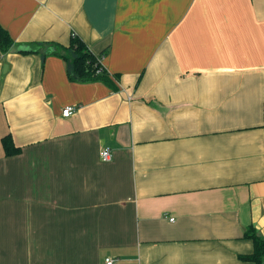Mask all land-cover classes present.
<instances>
[{
    "label": "crops",
    "instance_id": "obj_1",
    "mask_svg": "<svg viewBox=\"0 0 264 264\" xmlns=\"http://www.w3.org/2000/svg\"><path fill=\"white\" fill-rule=\"evenodd\" d=\"M0 24V264H253L264 0H0ZM73 36L111 84L45 52Z\"/></svg>",
    "mask_w": 264,
    "mask_h": 264
},
{
    "label": "trees",
    "instance_id": "obj_2",
    "mask_svg": "<svg viewBox=\"0 0 264 264\" xmlns=\"http://www.w3.org/2000/svg\"><path fill=\"white\" fill-rule=\"evenodd\" d=\"M14 46V40L9 32L0 24V51L2 54L11 52ZM42 48L43 45H41ZM54 49L56 53H60L66 60L68 66V77L74 83H94L106 82L111 84L109 75L105 72H100L101 63L100 55L92 53L88 47L77 37L73 36L70 45L66 48L48 47ZM3 148L7 156H16L21 152L10 135L2 139ZM253 240L254 251L250 255L241 256L242 260L253 264H264V239H262L255 231H251L247 235Z\"/></svg>",
    "mask_w": 264,
    "mask_h": 264
},
{
    "label": "built area",
    "instance_id": "obj_3",
    "mask_svg": "<svg viewBox=\"0 0 264 264\" xmlns=\"http://www.w3.org/2000/svg\"><path fill=\"white\" fill-rule=\"evenodd\" d=\"M1 56V55H0ZM100 72H103L104 71V68L102 67V64H101V68L99 70ZM76 111L75 107H66L63 111V116L68 118L70 116H72L74 114V112ZM112 151L110 149H104L101 153V157L103 160L105 161H109L112 159ZM171 221H174V219H172ZM106 263L107 264H114V260L113 259H107L106 260Z\"/></svg>",
    "mask_w": 264,
    "mask_h": 264
},
{
    "label": "water",
    "instance_id": "obj_4",
    "mask_svg": "<svg viewBox=\"0 0 264 264\" xmlns=\"http://www.w3.org/2000/svg\"><path fill=\"white\" fill-rule=\"evenodd\" d=\"M38 49H40V47H38V46H35V45H28V46H20V47H18L17 48V52H19V53H28V52H35V51H37ZM12 52L14 51V47L12 48V50H11ZM50 51H53L54 52V49H45V52L46 53H48V52H50Z\"/></svg>",
    "mask_w": 264,
    "mask_h": 264
}]
</instances>
